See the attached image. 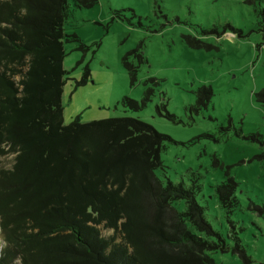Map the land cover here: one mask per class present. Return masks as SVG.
I'll return each instance as SVG.
<instances>
[{"label":"trees","instance_id":"trees-1","mask_svg":"<svg viewBox=\"0 0 264 264\" xmlns=\"http://www.w3.org/2000/svg\"><path fill=\"white\" fill-rule=\"evenodd\" d=\"M69 11L67 0H0V157L14 155L0 168V264H215L211 253L225 247L196 201L198 179L156 175L168 137L133 118L64 124ZM123 63L133 84L138 66ZM211 97L200 90L198 105ZM148 101L149 92L120 105L139 112ZM257 101L264 109V89ZM236 186L216 189L228 213Z\"/></svg>","mask_w":264,"mask_h":264},{"label":"rangeland","instance_id":"rangeland-1","mask_svg":"<svg viewBox=\"0 0 264 264\" xmlns=\"http://www.w3.org/2000/svg\"><path fill=\"white\" fill-rule=\"evenodd\" d=\"M79 1L67 0L64 24V124L133 118L154 127L168 137L157 177L201 184L196 201L225 247L211 253L214 263L264 264V109L257 101L264 89V0ZM126 56L138 66L133 84ZM204 88L212 97L198 105ZM148 92L139 112L120 105ZM13 158L0 157V168L10 169ZM229 178L237 184L231 213L216 190ZM174 208L184 212L185 204Z\"/></svg>","mask_w":264,"mask_h":264}]
</instances>
